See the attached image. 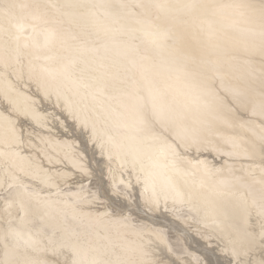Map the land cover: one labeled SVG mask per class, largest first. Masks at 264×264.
<instances>
[{"label":"snow or ice","instance_id":"obj_1","mask_svg":"<svg viewBox=\"0 0 264 264\" xmlns=\"http://www.w3.org/2000/svg\"><path fill=\"white\" fill-rule=\"evenodd\" d=\"M151 6L161 9L169 7L160 3ZM52 7L86 8L88 5L69 2ZM178 7L195 10L207 6L189 2ZM213 7L231 10L237 30L246 37L231 49L214 40L213 21L210 19L202 21V24L206 23L208 26V38L205 50L199 57L180 53L178 46L184 39L182 34L149 22L151 31L146 34L153 38L154 45L161 50L180 53L173 56L172 63L175 65L174 70L178 74V79H182L181 88L167 83L160 84L148 74H142L139 80H134L131 88L126 87L127 78L121 79L117 72H113L115 62L107 55L108 42H115L117 39L116 33L108 29L104 30L102 38L97 35L92 48L78 50L81 55L89 52L94 54L88 62L87 78L83 75L76 76L74 59L61 60L55 66L47 63L38 65L33 59H28L25 64L24 57L27 54L24 49L29 47L28 41L33 40L34 46L39 47L35 37L43 35L44 43L47 45L57 39V31L55 28H47L43 33H38L35 24L29 25L25 18L17 20L10 12L12 8L29 9V19L48 24L47 11L42 10L38 3L12 4L0 9L9 24V27L0 24V81L9 85L0 89V99L7 104L6 108L0 110V158L6 163L11 161L8 166L9 173L14 174L17 167L25 170V164L29 168L32 167L30 157L25 156L21 149L24 145L31 147L35 143L33 132L39 119L38 113L30 105L19 107L11 95L10 77L23 73L25 69L39 94L47 100L54 99L56 107L62 108L84 128L87 129L91 122L93 137L98 140L102 152L107 151L110 159L115 155L130 163V174L134 173L137 182L143 185L141 197L149 209L153 206L159 208L161 201L165 206L169 200L173 203L186 202L184 188L180 185L183 177L191 175L185 167L186 154L193 149L199 152L210 144L209 136L215 122L225 115L231 116L232 113L242 110L249 113L250 110L251 117L261 118L262 134L259 137L258 149L261 163L264 164V71L257 90L252 83H247L243 87L226 85L222 70L224 57L230 61L250 63L247 55L250 49L257 47L255 43L257 38L258 49L264 57V0H242ZM29 27L32 29V35L27 31ZM217 80L220 81L219 87L216 85ZM74 97H79V100ZM105 97L116 101L114 107L109 106L104 110L105 123L114 131L101 136L90 114L96 111V107L92 105L90 108L85 101L89 98L99 101ZM21 117L33 122L29 125L32 131L22 125ZM223 122L231 125L230 119L223 118ZM244 126L242 123L241 127ZM226 142L234 148L239 147L231 138ZM255 147L253 143V148ZM35 167L40 168L39 165ZM261 170L264 172V168ZM205 173L210 174V170L205 169ZM207 186L204 178H201L198 184L194 180L188 192V202H191L192 196L198 194L197 189H204ZM8 188L10 190L12 185H8ZM126 188L127 186L123 192L117 188L114 195H124L127 200L129 194ZM215 194L217 201L211 203V211L223 219L214 220L213 223L222 233L223 251L231 253V258L226 264H264V187L261 188L258 199L250 191L239 196L219 190L215 191ZM17 196L19 198L20 194ZM33 196L34 217L41 223L26 222L25 217L32 207V201L25 203L20 199V225L14 226L12 221H9L8 227L0 230V264H165L163 260L152 259V252L143 242L137 243L129 239L135 236L143 241L145 231L131 223L132 217L125 214L126 210L130 211L127 204L122 206L119 212L114 211L111 214L114 219L105 214L109 217L111 226L117 229V237L122 242L101 245L98 242V233L97 239L94 240L91 231H78L59 223L44 222L45 218L51 217L53 213L56 217L63 216L67 220L66 209L69 207L72 209V218L77 219L75 202L60 207L59 201H42L38 193H34ZM249 196H252L251 200ZM5 201L8 203L7 198ZM137 207L140 205L137 204ZM253 212L259 219L258 232L255 228L249 229L247 226ZM26 224H31V227H27ZM88 227L91 229L92 225L89 224ZM150 234H154L163 242L160 232ZM254 250H258L259 259L252 255ZM36 253H42V258H35ZM243 256L249 258L242 259ZM196 264L201 262L197 259Z\"/></svg>","mask_w":264,"mask_h":264},{"label":"bare ground","instance_id":"obj_2","mask_svg":"<svg viewBox=\"0 0 264 264\" xmlns=\"http://www.w3.org/2000/svg\"><path fill=\"white\" fill-rule=\"evenodd\" d=\"M126 0H21L18 3L27 4H40L42 10L47 11L46 19L49 21L48 24H44L41 21H32L28 18L29 9H20L19 16H16L12 11L17 20L25 18V22L29 25L35 24L36 31L43 33L47 28H55L57 31V39L47 45L44 43L43 35L35 37V41H38L39 47L34 46V41L29 40V47L24 49L27 54L24 57V63L27 64L28 59H33L36 64H50L55 66L61 60L74 59L76 60V76L83 75L85 78L88 76L89 61L93 58V53L80 54L78 51L81 48H92L97 39V35L101 38L104 36V30L108 29L110 32L114 31L117 35L115 42L109 41V50L107 55L112 61L115 62V67L112 69L113 72H117L118 75H125L123 70L132 71V83L128 88L132 87L134 80H139L142 74H148L152 76L160 84H171L176 88L182 87V79H178L175 65L172 63L173 56L180 53L187 56L199 57L205 50V43L208 38V26L206 23L202 24L205 19L213 21L214 40L219 42L223 47L231 49L237 42L244 40L246 37L237 30L234 18L231 14V10H220L216 9L214 5L229 4L233 2H242V0H128V4H124ZM130 1V2H129ZM131 1H135L138 6L132 8ZM73 4H86V8H55L52 5H63L65 3ZM194 2L198 5H204L207 7L197 8L195 10L181 9L178 6L184 3ZM123 3V4H122ZM155 3L165 4L167 8H156L151 5ZM13 0H0V9L6 8L8 5H12ZM92 5H102V7H92ZM144 5V7H140ZM133 11L138 13V16L131 17L126 16L127 14H120L117 10ZM213 13H215L213 15ZM53 21L55 23H53ZM149 22L159 24L162 28H171L173 31L182 34L184 39L178 46L180 53L169 50H161L157 48L153 43V38L146 33L151 31L149 28ZM0 24L9 25L4 15H0ZM242 26V25H241ZM75 27L76 30L73 28ZM203 29V30H202ZM29 35H32L31 27L28 28ZM93 34L95 40L91 42H85L79 35ZM90 36V35H88ZM92 37V36H91ZM24 40H21V44ZM249 43L251 39L249 38ZM257 47L250 49L247 58L250 63L245 64L242 61H230L227 57L222 58L223 72L225 74V84L233 87H243L247 83H252L255 88L259 89V80L264 71V57L258 49V38L255 41ZM103 54V53H101ZM39 57L37 60L36 57ZM50 57L52 59H45ZM26 70V69H25ZM130 73V72H129ZM11 81V95L17 101L19 107L24 108L31 106L38 113V122L35 123V131L33 136L35 143L29 147L31 152L26 153L23 148V154L29 156L32 161V167L24 165L25 170H21L19 167L16 168L14 174L9 173L8 166L11 161L7 163L3 158H0V185L5 183L8 184L5 188H0V230L8 227V223L5 222L4 217L11 219L14 226L20 225L19 220V208L20 199H23L25 203L29 200L32 201V207L29 208L28 213L25 217L26 222L32 221L36 224L41 223L39 219L34 217L35 208V197L34 193L39 194V199L42 201H59L60 199H54L53 196H48L52 192L61 194L58 197H63L60 207H64L65 204H73V201H78L80 204L77 206L78 218H72V209L69 207L68 219L65 220L63 216L56 217L55 213L51 217H46V223L61 224L68 228H75L78 231H91L92 238L97 239V233L99 234L98 242L101 245L109 243H121L122 241L117 237V229L112 227L110 221L105 219L103 216H94V212H89L93 207H87L91 203L82 201V197L86 193L85 186H78L75 190L65 188L63 191L61 186H58V180H64L67 177L74 175L73 173L77 169H86V165L81 164V160L77 156H86L89 158L86 150L89 142L92 140L93 134L91 129V122L89 127L86 129L82 124L75 122L76 128L73 129L70 121L71 117L67 115L62 108L55 106V100H47L41 94L38 93L36 85L28 77L27 70L23 73H17L10 77ZM220 84V81H216V85ZM33 89L31 91L34 94L29 93L22 87ZM9 87L8 84L0 81V89ZM219 87V85H217ZM71 95V93H70ZM79 100V97H74ZM86 104L91 108L95 105L96 111L91 112L92 120L96 122V127L101 136H103V128L110 127L105 123L104 110L109 106L114 107L116 105L115 100H109L106 97L101 98L99 101H93L91 98L85 101ZM7 107V104L0 99V110ZM242 112V111H241ZM240 112V113H241ZM250 112V110H249ZM59 116V119H57ZM223 118L231 120V125L225 124ZM221 120L215 122L212 134L209 136L211 143L207 146L216 155L223 154L225 159L230 163L228 172L224 171L225 165L217 164L214 166L200 165L203 160H192L190 163L186 160L185 167L191 175L185 176L180 180L181 187L185 191V203L176 202L172 200L168 201L167 206L161 201L160 207L156 208L153 206L151 209L144 205L141 192L143 185L137 182L135 174H130L131 165L126 163L122 158H118L115 155L109 158L108 152L101 150L99 142L96 138L94 141L93 152L95 151V163L97 172H101L102 182L99 184L101 194H106L110 201L122 207L121 197L114 195L116 190L110 188L112 182L113 186L119 183L121 191L127 188H133L139 192V204L142 208L143 217L139 220L131 219V223L142 227L145 231L147 239L144 240V244L152 252V259L163 260L165 264H179L173 255H176L180 264H196L197 259L201 264H220L217 261L222 255L220 253L219 245L221 242V235L219 228L213 223L214 220L223 219L222 216H217L211 211V203L217 201L215 191H224L235 193L239 196L241 193L251 192L256 198H259V192L264 184L261 181L251 182V179L255 178L250 172L255 171L259 167H263L264 164L259 163L261 158H258L257 162H252L243 165V171L248 175L246 178L241 177L237 173L238 169L235 168V164L239 162L242 157L255 158L259 156V137L261 133V125L253 120H243L237 115V112L231 114V116L225 115ZM22 125L29 131L32 128L29 127L33 124L30 120H25L23 117L20 118ZM244 123V127L241 124ZM63 125V126H62ZM106 129V128H105ZM108 132L112 130L106 129ZM242 130L245 133H250L249 136H244L237 132ZM114 131V130H113ZM63 132V133H62ZM107 133V132H105ZM58 134V135H57ZM74 136L75 139L70 140V136ZM50 137L56 139L52 141ZM231 138L237 142L239 147L234 148L230 143L226 141ZM75 142L76 147L68 146L66 143ZM253 143L256 147L253 148ZM47 148L50 153L46 155L42 153V150ZM21 149V151H22ZM71 149V150H70ZM97 149V152H96ZM195 150V149H193ZM43 154L47 164L53 163L54 157L63 156L66 161V167L58 169L54 173H51L45 168L47 164H38V156ZM49 156V158H48ZM51 156V158H50ZM39 165L37 169L35 166ZM260 165V166H258ZM44 167V168H43ZM198 168L205 172V169L210 170L208 175H218V180L221 187H213L207 183V187L204 189H197V195L191 197L189 201L188 192L191 189L192 182L195 180L198 184L201 178L206 179L207 177L198 172ZM105 171V172H104ZM16 173V174H15ZM27 173V174H26ZM21 175V176H19ZM9 177L3 180L5 177ZM36 177L40 179L38 183L33 187L31 183L35 182L30 178ZM263 177V176H260ZM15 178H18L15 180ZM50 178V179H48ZM47 180V182H44ZM187 182V185H186ZM8 185H12L9 190ZM22 185V186H21ZM37 186V187H36ZM103 186L104 188H102ZM257 186V187H255ZM41 189V190H40ZM104 189V190H103ZM107 193L105 190H107ZM3 190V191H2ZM59 192V193H57ZM105 193V194H104ZM17 194H20L19 198ZM46 195V196H44ZM106 197V198H107ZM7 198L8 203H6ZM252 196H249L251 200ZM92 199V198H90ZM108 199V198H107ZM119 203H117V202ZM236 202L235 200L233 201ZM76 203V202H75ZM87 203V204H86ZM9 204L11 205L9 207ZM13 205H19L16 208ZM77 205V203H76ZM128 209L125 214L132 217L133 212L139 210L137 202L130 201L127 203ZM102 206V205H101ZM120 207V208H121ZM7 209V211H5ZM147 211V212H146ZM194 220L195 226L203 230L201 236L206 237L209 240L210 237L214 236L218 238L217 246L205 248L200 243L196 242L193 238V234L190 230L181 222H187V220ZM93 221L101 223L99 230L94 231L92 228L89 229V224L92 225ZM227 223V222H226ZM259 224V219L253 212L251 220L248 221V227L256 228ZM27 227H31V224H26ZM80 226V227H78ZM167 229H172L176 236L174 238L168 236ZM259 231V227H258ZM153 232H160L163 237L157 238ZM198 234L201 232L198 231ZM136 241L137 240H133ZM182 241V242H180ZM139 243V242H137ZM196 246H193V245ZM194 250H192L193 248ZM196 247V248H195ZM171 249V251H169ZM215 251V253H214ZM258 250H254L252 255ZM172 252V254H171ZM35 258H42V253L34 254ZM248 256H243L242 259H248ZM259 259V258H258Z\"/></svg>","mask_w":264,"mask_h":264},{"label":"rangeland","instance_id":"obj_3","mask_svg":"<svg viewBox=\"0 0 264 264\" xmlns=\"http://www.w3.org/2000/svg\"><path fill=\"white\" fill-rule=\"evenodd\" d=\"M18 1H21V0H13V3L14 4H19ZM127 1L128 0H126L124 4L127 5L128 4ZM131 2L132 3H131L130 7L136 8V6H138V4H136L135 1H131ZM10 11H12L14 14H16V16H19V14H20L19 8H12V9H10ZM117 12H119L120 14L131 13V14H127L126 16H131L133 18L138 16V13H134L133 11H128L127 9H125V10H117ZM2 14H3V12H0V15H2ZM3 26L4 27H9V25H7V26L3 25ZM73 28L76 30L75 27H73ZM88 35H90V36H88ZM88 35H79L78 37L82 38L83 41H85V42H91V41L95 40V36L93 34H88ZM123 72H124L125 75H119V77L121 79H124L126 77L127 78V82H126L125 86L129 87V85L132 83V77L131 76H133L134 73L132 74V71L127 70L126 68L123 70ZM217 85H220V84L218 83ZM20 87H22L23 89H25L29 93L34 94V92L31 91L33 89H30V88L26 87L25 85H21ZM237 115L240 116L243 120H246V119L250 120L251 119V120L257 122V124H260V119L261 118L259 116L251 117L250 116V112L249 113H245L242 110L241 113L237 112ZM70 123L72 124L73 129H75L76 128L75 121L72 119L70 121ZM105 128L108 129V130H112L111 128L106 127V126H105ZM105 128L102 129L104 131L103 135L105 134V132H108ZM237 132L242 134V135H244V136H249L250 135V133H247V132L245 133L242 130H237ZM249 137H251V136H249ZM69 138H70L71 141L73 139H75L73 135L70 136ZM251 138H253V137H251ZM50 139L52 141H56V139H54L52 137H50ZM94 141H95V139L92 138V140L89 142V145H88L87 150H86L87 154L89 155V158H87L85 155L84 156H77V158L81 160L80 161L81 164L82 165H86L87 168L84 169V171H81V169H77V171L73 173L74 175H71L72 178L71 177H67L64 180H62V179L58 180L57 181V183H58L57 185L61 186V189L63 191L65 190V188H68V189H71V190H75L79 185L80 186H85L87 191L84 194V196L82 197V201L84 200V201H87V202L91 203V205L87 206V207H93L91 209V211H89V212L97 213V214H94V216H96V215L103 216V215H105L107 213V214H109V217L111 219H114L115 217L111 216V214L114 211L115 212H119L121 206H119V205L116 206L115 203L110 201L109 197H107L108 195L106 196L105 193H104L105 194L104 196L101 194L99 184H101V182H102V178H100L102 176V174H100L101 172H99V174L97 172V167H96V163H95V159H96L95 156L96 155H94L95 151L93 152V154H91V152L93 151V146L95 144ZM66 144L69 147L72 146L74 148L77 145L75 142L66 143ZM24 147L25 148H23V149H24V151L26 153L31 152V149L29 147H27L25 145H24ZM23 149H22V152H23ZM96 152H97V149H96ZM42 153H44L46 155H49L50 151L47 148H45V150H42ZM48 158H49V156H48ZM50 158H51V156H50ZM258 158H260V154H259V156L255 157V158H252V156H250V157H246L245 156V157L240 158L239 162L235 164V168L239 170V172L237 174L240 175L243 178H246L248 175L245 173V171H243V168H242L243 165L248 164V163H252V162H257ZM38 159H40V160H38ZM37 160H38V164H47L45 157L41 153L38 156ZM186 160H188V161L198 160V162L200 160H203V161L200 162V165H206V166H211L212 164H214V166H216L217 164H223V165H225L224 171L228 172L230 170V169H228L230 163L225 159V156H223V154L216 155L214 152L211 151V149L208 146H206L205 148H202L201 151H199V152H197L196 150H192V151L188 152L186 154ZM259 163H261V160H259ZM66 164H67V161H66V159L63 156L54 157L53 158V163H49V164L45 165V168L48 171H50L51 173H54L58 169L65 168ZM258 166H260V165H258ZM262 168H264V166L257 168L255 171L250 172V174L254 175V177H255V178L251 179V182L252 181L256 182V184L259 185V183H257L258 181H261V182L264 181V172H262V170H261ZM197 170H198V172L200 174H202V175H204V176H206L208 178L207 179V183L209 185H211L213 187H221V185L219 183V180H218V175H206V173L203 170H201L200 168H198ZM19 176H21V175H19ZM260 176H263V177H260ZM8 178L9 177L7 176L3 180H6ZM17 179L18 178H15V180H17ZM31 179L33 181H35V182L31 183L33 187L36 185L35 183H38V181L40 180V179H38V178H36L34 176L32 178H30V180ZM7 184H8V182L6 181L5 183L0 185V188L1 189L5 188V186ZM117 186H120V184L116 183V186H113L112 182L110 184V188L111 189H113V187H115L117 189ZM101 187L104 188L103 186H101ZM255 187H257V186H255ZM107 191H108V189L105 190L106 193H107ZM123 191L124 190H122V192ZM75 192H76V190H75ZM126 192L129 194L127 196V200H125L124 195L119 196V197H121L123 199L121 201V203L119 202L120 204H122V206H124L125 204L129 203L130 201L137 202V204H139V192L137 190L135 191L133 188H126ZM57 193H59V192H57ZM51 195L53 196L54 199H56V198L60 199L61 200L60 203H62L63 197H58L61 194H56L55 192H52L48 196H51ZM44 196H46V195H44ZM90 198H92V199H90ZM73 202H76L77 206H79V204H80L78 201H73ZM13 206L16 208V210L19 207V205H17V206L13 205ZM141 209L142 208L140 207L139 210H137V211L135 210L133 212V215H132V219L133 220H139V219H141L143 217V212L141 211ZM109 217H105V219H108L110 221ZM4 219H5V222H7V223L9 221H12L9 218L7 219V217H4ZM181 223L184 224L190 230V232L193 234V238L196 239L197 243H200L205 248H210L212 246H217L216 243L218 242L219 239L214 237V236L210 237L209 240H207L206 237H202L201 235L204 232H202L203 230H201L200 228L195 226V221L194 220H189L188 219L187 222L182 221ZM100 226H101V223L99 224L96 221H93L92 229L94 231L99 230ZM78 227H80V226H78ZM258 227H259V224L255 228L257 232H258ZM198 231L201 232V234H198ZM167 233H168V236H170L172 238H174V236H176V233L172 229H167ZM129 239L137 240V242H139V243L140 242L144 243V240L147 239V237L143 236V241H140L135 236H131ZM180 242H182V241H180ZM193 246H196V245L194 244ZM223 247L224 246L221 243L219 245V248H220V253H221L222 256L217 260V261L220 262V264H226V261L231 258V253L223 251ZM192 250H194V248ZM214 253H215V251H214ZM171 254H172V252H171ZM172 255H173V258L176 259L178 261V263L180 264L181 262L178 260L177 256L174 255V254H172ZM253 255H254V257L256 259L259 258V252L258 251L256 253H254Z\"/></svg>","mask_w":264,"mask_h":264}]
</instances>
